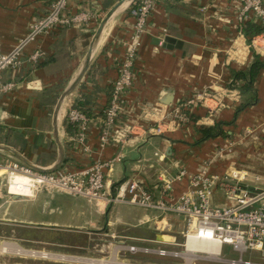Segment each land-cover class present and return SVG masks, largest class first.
I'll return each mask as SVG.
<instances>
[{
	"label": "crops",
	"instance_id": "obj_1",
	"mask_svg": "<svg viewBox=\"0 0 264 264\" xmlns=\"http://www.w3.org/2000/svg\"><path fill=\"white\" fill-rule=\"evenodd\" d=\"M119 1L70 0L71 12L81 9L100 12L97 22L89 27H61L28 45L26 53L41 47L47 55L35 68H24L16 89L0 97V161L24 163L17 156L20 155L39 167L55 165L59 154L54 136L56 104L77 76L101 20ZM136 1L126 5L108 23L84 78L65 101L59 120V137L65 150L60 167L68 162L83 166L92 157L111 159L122 153L121 160L114 162L106 177L107 193L113 194L116 183L131 178L153 189L162 184L161 178L172 177L181 169L195 173L215 153L217 145L231 140L237 142L233 151L218 158L211 172L224 174L235 167L248 171L247 182L253 180L249 185H263L264 68L254 82L257 102L236 118V109L247 101L242 92L239 102H232L215 114L203 106L197 107L192 120L181 126L165 117L177 101L204 86L211 83L218 88L229 86L231 68L245 69L253 61L246 37L238 29L240 0H157L135 62V80L128 92L129 109L120 118L121 125L131 126L128 140L123 147L109 144L101 150L99 130L92 124L88 135L92 157L75 152L67 138L76 128L68 131L65 113L70 106L79 104L91 117L103 115L118 76V62L125 53V41L132 32L135 17L130 7ZM50 2L0 0V50L10 51L27 33L33 19L47 11ZM232 50L235 59L227 63V53ZM8 74L5 72L3 78ZM169 94L172 101L166 104L164 97ZM218 122H231L223 125L228 136L201 141L200 128ZM159 125L164 132L155 134L153 130ZM255 175L262 179L254 180ZM4 186L0 180V264H104L99 258L97 262L83 263L72 258L80 253L77 249L106 252L109 246L115 258L106 264H170L168 255L184 258V250L173 252L172 247L180 246L173 233L180 231L184 237L186 222L181 215L168 214L163 228L158 230L155 221L161 213L156 209L57 190H43L34 197H10ZM187 186L188 178L174 182L173 195L179 196ZM158 194L156 191L155 195ZM213 203H227L221 190L215 191ZM142 219L150 221L140 223ZM80 233L102 234L113 240L108 245L79 246L73 238ZM163 235L168 238L160 239ZM255 252L257 260L245 262L243 255L240 258L247 264H264V249ZM60 253L64 258L52 256ZM226 260L231 259L196 256L193 261L207 264Z\"/></svg>",
	"mask_w": 264,
	"mask_h": 264
},
{
	"label": "built area",
	"instance_id": "obj_2",
	"mask_svg": "<svg viewBox=\"0 0 264 264\" xmlns=\"http://www.w3.org/2000/svg\"><path fill=\"white\" fill-rule=\"evenodd\" d=\"M70 0H51L46 12L33 19L27 33L21 37L14 47L7 52L0 50V97L12 93L20 78L23 69H33L46 52L36 47L26 53L28 45L35 43L44 35L61 27H89L97 22L100 12L91 9L70 11ZM241 9L238 12V29L241 36L243 22L255 19L264 24V0H240ZM157 0H137L130 7V13L135 17L132 32L125 41V53L118 62V76L113 81L111 99L103 115L97 118L89 116L78 107L70 106L65 113L68 122L76 127L73 135L67 139L72 142L75 152H81L92 157V149L88 143L90 127L94 124L99 130L101 150L109 144L124 146L131 133L129 124H120L121 115L128 111V92L135 80V62L142 39L148 31L150 16L156 9ZM201 10H204L202 7ZM248 47L264 58V33L255 36ZM235 49V48H234ZM234 50L227 53L226 61L234 60ZM8 76L3 78V74ZM241 90L238 87L223 86L218 88L215 83L204 86L192 95L177 101L166 112L165 117L176 126L192 120L194 109L208 108L215 114L226 108L232 102H239ZM215 103V105H211ZM153 132L162 134L164 129L157 126ZM247 132H250L248 130ZM236 141L217 145L215 153L203 161L195 173L186 169L179 170L172 177L161 178L162 184L153 189L138 179H125L115 187L113 194L107 193V175L115 161L122 158V153L114 158L92 157L93 159L83 166L67 163L53 172H40L18 160L0 161V178L7 176L6 193L10 197H34L43 190H57L84 196L89 199H107L109 202H126L147 208L159 210L161 217L155 221V228L161 230L166 216L170 213L184 217L186 229L184 242L180 243L185 255L194 258L224 257V246H229L233 252L242 256L248 251H262L264 249V187L251 186L247 182L249 173L246 170L230 167L224 174L211 172L213 163L231 153ZM26 179L27 193H13L10 189L11 181L16 176ZM188 178V186L179 196L172 193L173 183ZM256 179H259L256 177ZM216 190H221L227 203L214 204L213 196ZM158 191V196L155 192ZM149 219H142L146 223ZM201 241L203 243H197ZM215 242H218V253ZM132 249H139L131 247ZM234 264L244 263L239 260H226Z\"/></svg>",
	"mask_w": 264,
	"mask_h": 264
},
{
	"label": "trees",
	"instance_id": "obj_3",
	"mask_svg": "<svg viewBox=\"0 0 264 264\" xmlns=\"http://www.w3.org/2000/svg\"><path fill=\"white\" fill-rule=\"evenodd\" d=\"M242 33L246 37L248 44H251L252 39L255 36H258L264 33V24L254 22L252 20L244 21L243 26H242ZM252 54H253V61L250 63L248 67H246L245 69L231 68L230 70L231 74H230L228 85L230 87H238L242 93H245L247 95V101L244 104L238 106V108L236 109L235 118L239 115V113L243 109L257 102V97L255 95L256 89L254 87V82L260 70L264 68V58H262L253 49H252ZM240 83L242 84L240 85ZM75 105L79 109L83 110L79 104H75ZM65 121H66L65 124H66V127L68 128V131L72 132L73 127L75 126L72 123L68 122L67 120ZM229 124H231V122L229 123L218 122L214 126L201 127L200 132L202 133V138L200 140L204 141L209 138L227 137L228 131L223 128V125H229ZM118 183H116L114 186L116 187Z\"/></svg>",
	"mask_w": 264,
	"mask_h": 264
},
{
	"label": "rangeland",
	"instance_id": "obj_4",
	"mask_svg": "<svg viewBox=\"0 0 264 264\" xmlns=\"http://www.w3.org/2000/svg\"><path fill=\"white\" fill-rule=\"evenodd\" d=\"M159 156V155H158ZM157 158V156H156ZM256 177H258L259 179H256ZM254 180L256 179L257 181L261 180L262 178L258 175H255L253 176ZM0 180H2V182L4 183V187L5 189H7V176L5 174H2ZM253 181V180H251ZM251 181H249L250 183H252ZM248 182V183H249ZM256 186H260V187H264V184L261 185V184H255ZM173 234H176L177 236V239L176 241L179 242V243H182L184 242V237L182 236V234H180V231H177L176 233H173ZM92 235V236H90ZM168 238V237H167ZM113 239L110 237V236H104L102 234H97V233H91V234H83V233H80V234H75L74 238H73V242L75 244H79L82 245V244H86L88 243L91 247L96 244H100V245H108L110 241H112ZM115 240H119L118 238L115 239ZM126 240V239H125ZM172 240V239H171ZM131 243V242H130ZM174 247L173 249V252L177 251V252H182L184 249L182 246H172ZM175 250V251H174ZM77 251H79L80 253H76L74 256H76L75 258H72L73 260L75 261H78V262H97V259L96 258H99V259H102L101 262H104V264L106 263H110V262H113L114 261V258L115 257H112L111 254H112V246H109L107 247V250L106 252H101V251H95V250H80V249H77ZM81 252L83 254H81ZM172 252V251H171ZM125 253V252H123ZM128 253V252H127ZM223 253H224V258H227V259H231V260H239L240 258V253L238 252H233L231 250V248L229 246H224V249H223ZM254 253H256L255 251H248V252H245L243 254V260L246 262V261H249V260H257L258 256L255 255ZM251 254H254V255H251ZM45 255V254H44ZM60 255V256H59ZM59 255H53V257L55 258H64L63 254H59ZM50 255V257H52ZM178 256V255H177ZM184 258H180L179 257H176L174 254L173 255H168V257H166L168 260L167 262L170 263V264H194V257L191 256V255H183ZM100 261V260H99ZM99 263V262H98ZM204 264V262H197V264ZM206 263V261H205ZM231 264V263H228V262H224V263H220V262H216V261H208L207 264Z\"/></svg>",
	"mask_w": 264,
	"mask_h": 264
},
{
	"label": "water",
	"instance_id": "obj_5",
	"mask_svg": "<svg viewBox=\"0 0 264 264\" xmlns=\"http://www.w3.org/2000/svg\"><path fill=\"white\" fill-rule=\"evenodd\" d=\"M135 0H120L112 9H110L108 11V13H106V15L103 17V19L101 20L93 38L92 41L89 45V49L88 52L85 56V59L81 65V68L77 74V76L75 77V79L72 81V83L67 87V89H65V91L62 93V95L60 96L55 110H54V136H55V140L57 141L58 144V148H59V154H58V159L55 163V165H53L52 167H39L31 162H29L28 160L24 159V157L17 155L22 161H24L25 164H27L28 166H30L32 169L40 171V172H53L56 171L64 162L65 159V150L63 147V144L60 140L59 137V120H60V113L61 110L65 104L66 99L74 92V90L78 87V85L80 84V82L82 81V79L84 78L92 57L95 53L96 47L98 45V42L100 40V37L102 36L104 30L106 29L108 23L114 18V16H116L126 5H130L131 3H133ZM164 102L166 104L171 103L172 101V95H166L164 97Z\"/></svg>",
	"mask_w": 264,
	"mask_h": 264
},
{
	"label": "bare ground",
	"instance_id": "obj_6",
	"mask_svg": "<svg viewBox=\"0 0 264 264\" xmlns=\"http://www.w3.org/2000/svg\"><path fill=\"white\" fill-rule=\"evenodd\" d=\"M26 179L20 175L16 176V178H14L12 181H11V186H10V189L13 193H17V194H20V193H27L28 192V189L27 187L25 186L26 184ZM166 236L163 235L160 237V239H167L165 238ZM197 243H203L201 241H196ZM214 245L216 246V250L214 251V254H217L218 253V249H217V245H218V242H215ZM5 250V249H4ZM23 252V251H22ZM22 254V253H21ZM60 256V255H59ZM27 257V256H26ZM69 259V258H68ZM72 260V259H71ZM116 262V261H115ZM116 264V263H115Z\"/></svg>",
	"mask_w": 264,
	"mask_h": 264
}]
</instances>
